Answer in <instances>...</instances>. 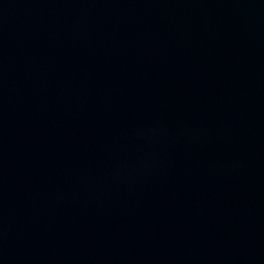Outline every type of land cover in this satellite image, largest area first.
Returning a JSON list of instances; mask_svg holds the SVG:
<instances>
[{"label": "water", "instance_id": "water-1", "mask_svg": "<svg viewBox=\"0 0 264 264\" xmlns=\"http://www.w3.org/2000/svg\"><path fill=\"white\" fill-rule=\"evenodd\" d=\"M0 264H264V0H0Z\"/></svg>", "mask_w": 264, "mask_h": 264}]
</instances>
